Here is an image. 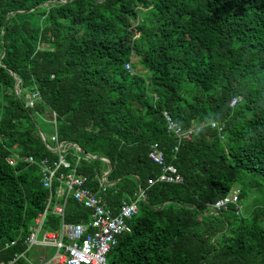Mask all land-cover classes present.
Masks as SVG:
<instances>
[{"label": "trees", "instance_id": "obj_1", "mask_svg": "<svg viewBox=\"0 0 264 264\" xmlns=\"http://www.w3.org/2000/svg\"><path fill=\"white\" fill-rule=\"evenodd\" d=\"M52 111L59 142L98 157L77 166L87 186L111 168L101 196L115 212L146 196L110 264H264V0H0V260L46 207L40 162L58 153L38 117L52 130ZM164 111L199 130L179 141ZM155 142L181 183L158 180ZM233 188L241 212L204 213ZM90 212L70 198L65 221ZM60 225L49 212L45 229Z\"/></svg>", "mask_w": 264, "mask_h": 264}, {"label": "built area", "instance_id": "obj_2", "mask_svg": "<svg viewBox=\"0 0 264 264\" xmlns=\"http://www.w3.org/2000/svg\"><path fill=\"white\" fill-rule=\"evenodd\" d=\"M126 68L133 72L130 63H126ZM239 99L234 98L231 104L235 105ZM32 104V100H27V105ZM163 114L167 120L168 129L178 137L179 141L191 138L193 133L199 130V127L183 129L168 112L164 111ZM51 115L53 116L54 131L50 139L55 143V146L48 144V147L58 153V159L45 158L40 162L43 185L50 191L46 207L38 213L34 223L28 227L25 238L26 248L22 252L16 253L8 261L0 260V264H16L18 259H23L26 264H38L27 256L33 246H48L56 249L55 253L48 257L39 256V264H110L108 255L117 244L118 236L130 231L129 220L138 212L139 200L146 199L144 191L140 190L136 199L123 200L118 212H115L101 196V192L114 184V181L111 182L107 179L110 168L101 176L97 191L87 186L88 178L77 173V166L82 157H94L84 155L76 145H73L74 143H60L57 132V113L52 111ZM212 126L217 127L218 123L213 122ZM218 128L222 130L221 126ZM71 148L75 150V152H71L76 157L75 162H71L65 156ZM177 150L178 146H175L174 151ZM149 157L161 166L159 181L172 183L183 181V176L177 167L172 163H167L158 142L151 145ZM19 159L20 156L17 153L7 157V161L12 165H16ZM24 160L30 163L35 162L32 156L25 157ZM102 160L109 164L108 159L102 158ZM70 198L90 209L89 217H83L77 222L65 221L66 203ZM230 204H235L237 212H241L238 188L231 189L225 196L214 203H209L208 209L204 213L217 215ZM49 212L56 213L61 217V225L58 229H45L44 224ZM15 243L16 240L6 242L5 247L8 248Z\"/></svg>", "mask_w": 264, "mask_h": 264}, {"label": "rangeland", "instance_id": "obj_3", "mask_svg": "<svg viewBox=\"0 0 264 264\" xmlns=\"http://www.w3.org/2000/svg\"><path fill=\"white\" fill-rule=\"evenodd\" d=\"M50 3L51 2H47V4H50ZM20 91H21V89H20ZM25 97L27 100H30V98L32 97L31 92H27L25 94ZM52 117L53 116L51 115V119H52ZM38 122L40 123V126H41L43 132L48 136V140L50 141V137H51V134L53 133V129L51 130L49 120L47 119V117L45 115H42V116L38 117ZM75 161H76V157L72 156L71 162H75ZM55 251H56V249H53L52 247H48V246L47 247L46 246H33L29 250V252L27 253V256L39 264V261H38L39 256L48 257V256L52 255L53 253H55Z\"/></svg>", "mask_w": 264, "mask_h": 264}, {"label": "water", "instance_id": "obj_4", "mask_svg": "<svg viewBox=\"0 0 264 264\" xmlns=\"http://www.w3.org/2000/svg\"><path fill=\"white\" fill-rule=\"evenodd\" d=\"M67 0H59V2H66ZM14 74V77H15V81H16V85H15V89H16V91L19 93L20 92V89H21V87H20V84H21V80H20V78H19V76L17 75V74H15V73H13ZM41 134H42V136H43V139L45 140L46 139V137H45V135H44V133L41 131ZM74 146L76 145L78 148H80L81 149V151L84 153V155H89L90 156V154L89 153H87V152H85V150L80 146V145H78V144H76V143H74L73 144ZM94 158H98L97 156H93ZM101 159H102V157H100ZM145 198H146V196H145Z\"/></svg>", "mask_w": 264, "mask_h": 264}, {"label": "crops", "instance_id": "obj_5", "mask_svg": "<svg viewBox=\"0 0 264 264\" xmlns=\"http://www.w3.org/2000/svg\"><path fill=\"white\" fill-rule=\"evenodd\" d=\"M53 131H54V126H53ZM80 149V148H79ZM81 150V149H80ZM72 155V154H71ZM91 155V154H90ZM73 156V155H72ZM92 156H94V155H92ZM103 158V157H102ZM107 159V158H106ZM111 169V168H110ZM110 171V170H109Z\"/></svg>", "mask_w": 264, "mask_h": 264}]
</instances>
